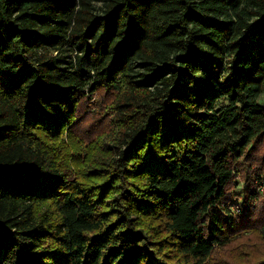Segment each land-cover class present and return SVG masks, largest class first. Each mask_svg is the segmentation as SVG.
<instances>
[{
	"label": "trees",
	"instance_id": "16d2710c",
	"mask_svg": "<svg viewBox=\"0 0 264 264\" xmlns=\"http://www.w3.org/2000/svg\"><path fill=\"white\" fill-rule=\"evenodd\" d=\"M263 95L264 0H0V264H264L219 217Z\"/></svg>",
	"mask_w": 264,
	"mask_h": 264
},
{
	"label": "rangeland",
	"instance_id": "374dc122",
	"mask_svg": "<svg viewBox=\"0 0 264 264\" xmlns=\"http://www.w3.org/2000/svg\"><path fill=\"white\" fill-rule=\"evenodd\" d=\"M102 4L103 0H93V5L96 8H100ZM54 55L57 56L58 54L54 53ZM71 57L74 59V54ZM259 103L264 106V95L259 100ZM100 106V97L93 96L86 106L89 114L83 116L85 126L82 129H78L79 132L76 130L78 137L81 140H87V143L90 140L89 138L93 137L90 134L95 133L93 130H96V133L105 132L102 124L91 122L92 125L90 126L87 123L91 116L92 120H94L93 115L97 113L98 116L96 109ZM99 112L102 111L100 110ZM89 147L90 144L85 148L88 150ZM257 147L258 151L249 153L244 163L236 168L234 172V180L229 188L228 199L225 201L229 205V209L232 210L231 217L219 214L220 219L225 224L234 223L241 229L235 236L234 247L238 246L239 249L244 244H247L254 248V251L244 255L245 261L255 257L252 253L257 250H261L264 255V240L261 238V230L264 226V142H260ZM173 152H177V149L173 148ZM228 252L229 250L217 255L216 259L226 258L227 264L230 263L229 259L236 252L233 254Z\"/></svg>",
	"mask_w": 264,
	"mask_h": 264
}]
</instances>
